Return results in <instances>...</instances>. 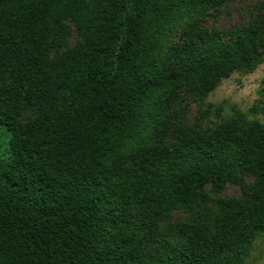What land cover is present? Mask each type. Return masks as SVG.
<instances>
[{
    "label": "trees",
    "instance_id": "trees-1",
    "mask_svg": "<svg viewBox=\"0 0 264 264\" xmlns=\"http://www.w3.org/2000/svg\"><path fill=\"white\" fill-rule=\"evenodd\" d=\"M225 1L0 0V264H243L264 233V123L189 135L181 108L183 87L205 96L263 60L264 0L227 39L202 27ZM66 19L80 38L52 59ZM243 171L256 181L219 199L213 231H157Z\"/></svg>",
    "mask_w": 264,
    "mask_h": 264
},
{
    "label": "rangeland",
    "instance_id": "rangeland-1",
    "mask_svg": "<svg viewBox=\"0 0 264 264\" xmlns=\"http://www.w3.org/2000/svg\"><path fill=\"white\" fill-rule=\"evenodd\" d=\"M260 1L263 0H227L218 8L208 12L202 27L220 32L223 39H227L231 30L253 21V6ZM62 23L70 28L71 34L64 41L61 49H52V59L73 46L80 38L71 20L66 19ZM182 96V122L187 125L189 135H194L216 122L233 116L264 123V56L260 63L252 65L249 69L233 72L205 96H195L186 86L182 89ZM38 114L39 111L35 107H26L20 118L22 122H26ZM178 136L179 133L172 132L165 141L175 142ZM9 138L8 132L0 129V154L6 153ZM190 163L189 159L186 160L184 168ZM127 165H132V162L129 160ZM256 178L253 172L243 171L242 181L228 182L218 192L208 183L204 187L208 193L206 200L192 207L164 214L159 220L157 231L164 234L172 244H181L185 241V235L181 233L184 224L213 231L215 218L221 211L219 199H242L243 186L250 187ZM155 245V242H150L149 247L154 249ZM242 258L243 264H264V233L257 236ZM222 261H226L224 255Z\"/></svg>",
    "mask_w": 264,
    "mask_h": 264
}]
</instances>
